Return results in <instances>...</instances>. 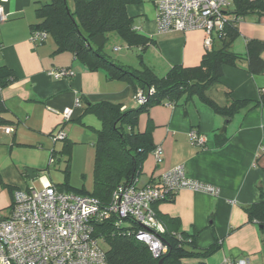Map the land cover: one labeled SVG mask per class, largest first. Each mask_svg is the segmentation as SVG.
<instances>
[{
	"label": "crops",
	"instance_id": "1",
	"mask_svg": "<svg viewBox=\"0 0 264 264\" xmlns=\"http://www.w3.org/2000/svg\"><path fill=\"white\" fill-rule=\"evenodd\" d=\"M43 1L7 0L4 9L8 20L0 24V68L6 67L15 76L14 82L0 88L3 214L8 213L14 192L34 189L36 179L42 188L48 184L60 188L64 183L65 175L51 171L52 167L58 169L62 165L65 170L69 158L62 154L64 141L52 139L55 133L63 131L72 143L70 167H75L77 158L82 157L93 167V173L95 130L101 128V122L95 115L85 114L88 104L110 102L126 110L137 107L130 83L111 79L104 71L89 70L71 52H57L52 38L41 44L30 41L33 27L39 22L36 10ZM251 1H258L262 7L235 21L239 36L231 50L242 56L247 54L248 40L264 43V0ZM234 9L232 4L226 11L230 21L235 19ZM127 12L135 28L154 41L145 52L149 54V67L161 69L164 76L173 66L200 64L207 52L203 31L159 32L155 0H138L127 7ZM61 69L70 70L73 76L55 79L50 75ZM246 69L245 60L235 67L225 66L220 83L210 90L215 91L212 98L219 97L223 105L230 99L260 101L264 96V70L252 75ZM66 108L73 109L69 121L62 115ZM150 125L154 147L163 150V161L158 164L152 152L148 155L137 180L139 187L157 185L163 173L183 165L190 178L220 190L218 195L182 190L172 201L155 205L158 216L173 218L178 233L196 236L199 249L219 244V250L205 264H223L225 259L264 264V234L248 213L253 204L264 199V104L243 109L227 121L198 99L187 104L167 103L151 107L141 115L139 131L145 132ZM7 127L14 131L7 134ZM192 129L206 139L204 148L191 144ZM216 134L226 139L221 147L217 146ZM29 170L34 173L32 177ZM93 188L94 182L91 189H86L92 192Z\"/></svg>",
	"mask_w": 264,
	"mask_h": 264
},
{
	"label": "trees",
	"instance_id": "2",
	"mask_svg": "<svg viewBox=\"0 0 264 264\" xmlns=\"http://www.w3.org/2000/svg\"><path fill=\"white\" fill-rule=\"evenodd\" d=\"M136 2L138 0H75V11H72L67 5V0H49L37 8L39 22L33 27V30L46 32L55 41L57 52L73 53L89 70L104 71L111 79L130 83L136 94L139 90L148 94L150 89H154V94L148 96L147 102L128 110L110 102L87 105L85 114H93L101 122L99 130L93 129L97 140L92 192L87 191L84 186L81 188L71 186L72 143L67 139L63 140L62 154L69 158L67 168L64 170L65 181L60 189L78 195L92 196L103 206L111 202L112 195L118 187L137 182L148 155L157 148L153 144L151 125L145 132L139 131L140 117L151 107L167 103L187 104L198 99L214 113L230 121L241 110H250L264 104L263 96L258 102L230 99L229 103L221 105L208 94L220 83L225 66L235 67L245 60L246 70L250 74L259 75L263 72V42L248 40L246 56L231 50L232 44L239 36L235 25L236 19L255 12L262 4L258 1L236 0L234 21H229L224 31L213 37V42L218 41L219 44H212L199 65L173 66L164 76H159L144 62L142 69L119 65L105 51L112 38L128 48H138L141 52H146L153 44L152 39L135 28L134 20L127 12V7ZM116 48L121 47L114 46V49ZM14 80L15 76L10 70L6 67L0 68V88L10 85ZM79 122L83 124L81 120ZM221 137L223 135L216 134L218 147L226 142V139ZM54 157L55 153L53 159ZM248 213L251 221L257 223L264 234V199L253 204ZM157 219L165 228V233L160 235V238L168 246V253L159 258H155L146 245L135 239L136 232L142 229L141 226L130 223L116 227L114 219L95 223L94 236L109 245L106 251L108 263L159 264L163 260V264H205V260L220 248L218 243H213L206 249H199L196 246V236L178 233L177 223L173 218H160L157 214Z\"/></svg>",
	"mask_w": 264,
	"mask_h": 264
},
{
	"label": "built area",
	"instance_id": "3",
	"mask_svg": "<svg viewBox=\"0 0 264 264\" xmlns=\"http://www.w3.org/2000/svg\"><path fill=\"white\" fill-rule=\"evenodd\" d=\"M235 1L155 0L157 29L161 33L201 30L206 34L208 50L212 47L213 37L222 33L229 23L226 11ZM5 2L7 0H0V24L8 20ZM49 38L41 30H33L30 35L33 44L44 43ZM50 75L61 79L70 78L73 73L61 69L52 71ZM153 94L154 89H150L148 94L139 90L135 101L142 105ZM62 115L65 121H69L73 109H64ZM13 131V127L5 129L7 134ZM52 139L63 141L66 135L60 131ZM189 140L195 147L206 145V139L196 130L190 131ZM153 154L156 162L162 163V148L157 147ZM182 190L211 195L220 192L213 185L190 178L183 165L163 173L157 185L139 187L136 182L118 187L107 206L92 196L67 192L52 184L41 190H17L8 213L3 214L0 210V264H109L106 252L100 246L102 239L94 236V224L111 219H114L116 227L128 222L141 226L135 239L159 258L168 253V246L155 234H164L165 228L157 219L154 205L173 199ZM223 264L251 262L247 259H225Z\"/></svg>",
	"mask_w": 264,
	"mask_h": 264
},
{
	"label": "rangeland",
	"instance_id": "4",
	"mask_svg": "<svg viewBox=\"0 0 264 264\" xmlns=\"http://www.w3.org/2000/svg\"><path fill=\"white\" fill-rule=\"evenodd\" d=\"M47 1H49V0H45L43 2H47ZM67 5H68L70 10L75 11V0H67ZM114 46H119L121 48L116 50V49H114ZM105 51L113 60H115L116 63H118L119 65H122V66L130 67L132 69H142L143 68L142 62H144V64H146V65L148 64L147 62L149 60V54H147L145 52H141L140 49H138V48H133V49L128 48L127 46L123 45L122 42L118 41L115 38H112V41L110 42V44H108ZM139 55H141L142 57H139ZM154 71L159 76H162V74H163V71L159 68L154 69ZM214 92L215 91H213V92L209 91L208 92L209 96H211V97L214 96L215 95ZM215 100L220 101L219 97H217V99H215ZM220 102H219V104L223 105V103L222 102L220 103ZM138 106L139 105L137 104V107ZM91 117H92V119H94L96 124H99V121L96 117H94V116H91ZM223 128H222V130H223ZM87 163H88L87 160L84 161L82 157H78L75 167H72V164H71V167H70V184H74L78 187L85 186L87 189H91L92 182H94V176L92 178V174L94 175V171L92 173L93 167L89 164L87 165ZM63 168H64L63 165L60 166L58 169H56L55 167H52L51 171H53V172L58 171V173H60V175H65ZM33 187H34V190H41L42 189V186H41L38 179H36L34 181ZM125 224L129 225V222L125 223ZM100 246L105 252L108 251V249H109V245L107 243H105L104 241H100Z\"/></svg>",
	"mask_w": 264,
	"mask_h": 264
},
{
	"label": "water",
	"instance_id": "5",
	"mask_svg": "<svg viewBox=\"0 0 264 264\" xmlns=\"http://www.w3.org/2000/svg\"><path fill=\"white\" fill-rule=\"evenodd\" d=\"M29 174H30V176L32 177L33 176V171H31V170H29ZM140 225H142L144 228H146L147 230H149V231H151V232H153L152 230H150L149 228H147L146 226H144L143 224H141L140 223ZM153 233H155V232H153ZM159 238H160V236L157 234V233H155ZM161 239V238H160ZM162 240V239H161ZM159 264H163V260H161L160 262H159Z\"/></svg>",
	"mask_w": 264,
	"mask_h": 264
}]
</instances>
